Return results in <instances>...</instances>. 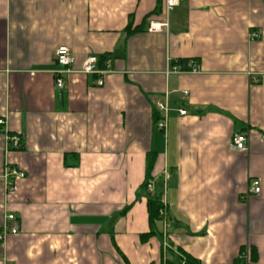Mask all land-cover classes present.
<instances>
[{"label":"crops","instance_id":"crops-1","mask_svg":"<svg viewBox=\"0 0 264 264\" xmlns=\"http://www.w3.org/2000/svg\"><path fill=\"white\" fill-rule=\"evenodd\" d=\"M90 55L103 73H82ZM0 118L20 136L11 149L0 130V231L18 224L2 264H264V0H0ZM152 190L167 221L142 239Z\"/></svg>","mask_w":264,"mask_h":264},{"label":"built area","instance_id":"built-area-1","mask_svg":"<svg viewBox=\"0 0 264 264\" xmlns=\"http://www.w3.org/2000/svg\"><path fill=\"white\" fill-rule=\"evenodd\" d=\"M177 4V0H165V7L170 8L174 5ZM165 22H149L148 25V30L149 31H155V30H160L163 26H165ZM255 35V34H254ZM55 63H56V68L52 71L54 75V83L56 88L61 89L64 86V81H63V75H67L73 72V55L71 53V50L69 47L65 45L58 46L55 50ZM98 58L94 55L88 56L81 68L82 73L89 74V73H103L104 70L97 69L96 64H97ZM187 66L189 67L190 71H195V68L192 66L191 61L188 62ZM172 72H177L179 69L176 67H172L170 70ZM97 85L102 84L101 79H97L95 82ZM183 96L187 94V91L184 90L181 92ZM168 100V94L165 93L163 96V99L161 100H156L154 102V107L155 109L160 113L159 119L156 121V126L158 128H164L166 125V112H167V103L166 101ZM180 115H185L186 110L183 108H180L178 110ZM0 130L4 133L6 137V141L8 143L9 148H18L19 143H20V136L18 134H10L5 130L4 128V121L3 119L0 118ZM247 134L246 132H234L231 136L230 139V149L233 151H243L247 148ZM8 175L11 177V179L8 181V189L13 188V183L16 180H19L24 177V172L21 170H18L16 168H10L8 171ZM152 185L151 183L147 184V189L151 190ZM260 191V186L259 182L256 179L250 180L247 190L244 195H242V198L248 197L250 194L257 195ZM160 216L164 221H167V213H166V208H165V202L162 201V207L159 210ZM6 222H8L9 226L8 227H3L2 230L0 231V239L4 238L8 234H15L17 233L18 230V224L16 222V218L12 213L6 214ZM248 254L242 253L240 255V258L242 257L245 264H251V261L249 257H247ZM0 263L2 264V261L0 260ZM181 264H184L183 262Z\"/></svg>","mask_w":264,"mask_h":264},{"label":"trees","instance_id":"trees-1","mask_svg":"<svg viewBox=\"0 0 264 264\" xmlns=\"http://www.w3.org/2000/svg\"><path fill=\"white\" fill-rule=\"evenodd\" d=\"M184 63H185V61H183V60L177 61V64H184ZM174 64H176V63H174ZM149 169H150V167H148V171L146 172V177H145L144 182H143V188L144 189H147V184L150 183L149 182V179H150ZM161 195H162L161 192H159L158 190H152L151 192H146L147 219H148V224H149L150 230L148 232L140 235V237L142 239H146L154 233L153 225L158 219L161 218L160 213H159V210L162 207ZM178 254H179L180 264L182 262L184 264H200L197 260H195L194 258H192L189 255H186L185 253H183L180 250H178ZM254 257H255V253L252 251L251 259H254ZM167 264H174V263L168 262Z\"/></svg>","mask_w":264,"mask_h":264}]
</instances>
